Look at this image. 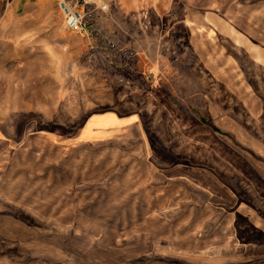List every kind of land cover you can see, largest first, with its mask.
I'll use <instances>...</instances> for the list:
<instances>
[{"label":"rangeland","instance_id":"1","mask_svg":"<svg viewBox=\"0 0 264 264\" xmlns=\"http://www.w3.org/2000/svg\"><path fill=\"white\" fill-rule=\"evenodd\" d=\"M135 2L0 0V264H264V0Z\"/></svg>","mask_w":264,"mask_h":264},{"label":"built area","instance_id":"2","mask_svg":"<svg viewBox=\"0 0 264 264\" xmlns=\"http://www.w3.org/2000/svg\"><path fill=\"white\" fill-rule=\"evenodd\" d=\"M58 4V8L64 18L65 27L68 30L77 32L80 35L90 39H94L98 30L92 21L91 13H83L80 5H92L98 3L101 12H108L110 2L113 0H54ZM109 47L116 49L117 46L113 42H109Z\"/></svg>","mask_w":264,"mask_h":264},{"label":"crops","instance_id":"3","mask_svg":"<svg viewBox=\"0 0 264 264\" xmlns=\"http://www.w3.org/2000/svg\"><path fill=\"white\" fill-rule=\"evenodd\" d=\"M49 1H54V0H49ZM102 1V0H100ZM115 0H113V2H110V9L108 12L104 13V12H101V10L99 9V5L98 3H94L92 5H84V4H81L80 5V10L83 12V13H91L92 15V21L95 25V27L97 28L98 32L100 33L99 31V26H103V28H105V20L107 21L110 17V11L112 9H114V6H116L117 4L114 3ZM119 1V4H120V7L122 9H124V11H122L123 14H125V16L123 17H129V16H134V10L136 9V4H132V0H118ZM133 2H135V0H133ZM54 3H56L54 1ZM114 3V4H113ZM136 3V2H135ZM60 11V10H59ZM115 18H116V13H115ZM110 20V19H109ZM115 23V24H114ZM114 25H117V19L114 20ZM119 26V24H118ZM98 35V34H97ZM115 121V125L117 128H122L124 127V129H132L134 127H136V125L138 124V122H136L135 120H129V119H120V118H115L114 119Z\"/></svg>","mask_w":264,"mask_h":264}]
</instances>
